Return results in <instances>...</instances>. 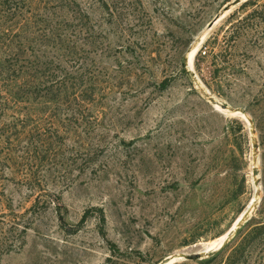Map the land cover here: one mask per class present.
Wrapping results in <instances>:
<instances>
[{"label": "rangeland", "instance_id": "374dc122", "mask_svg": "<svg viewBox=\"0 0 264 264\" xmlns=\"http://www.w3.org/2000/svg\"><path fill=\"white\" fill-rule=\"evenodd\" d=\"M230 1L0 5V264H203L264 217V20L208 28Z\"/></svg>", "mask_w": 264, "mask_h": 264}, {"label": "trees", "instance_id": "16d2710c", "mask_svg": "<svg viewBox=\"0 0 264 264\" xmlns=\"http://www.w3.org/2000/svg\"><path fill=\"white\" fill-rule=\"evenodd\" d=\"M0 5L3 8L5 7V9L13 10L14 13L18 9L17 0H0ZM239 8H253L251 12L244 16V19H249L251 16L258 15L261 16L259 17L260 22L264 20V3H260V0H247L243 2ZM236 13L237 10L232 12L229 16V28L237 26V23L240 22L238 18L234 19ZM183 72L187 73L185 68ZM171 84V79L163 80L160 84V88L162 90L166 89L170 87ZM35 207L36 204L32 206L33 209ZM85 217L86 215L83 219ZM22 230H25V228ZM260 245H264V217L258 219L253 216L236 230L235 236L232 240L224 244L218 251L213 252L211 256L205 258L202 262L203 264L211 262H215L214 264H250V260L253 258L254 254H256V249ZM227 251H229V253L223 258V255Z\"/></svg>", "mask_w": 264, "mask_h": 264}, {"label": "water", "instance_id": "95a60500", "mask_svg": "<svg viewBox=\"0 0 264 264\" xmlns=\"http://www.w3.org/2000/svg\"><path fill=\"white\" fill-rule=\"evenodd\" d=\"M245 1H247V0H231L229 3H227L224 7H223V9L221 10V12L219 13V14H217L216 16H215V18L208 24V28H212L218 21H220L222 18H224L226 15H227V13H229L232 9H233V7H236L237 5H239V4H242L243 2H245ZM186 63H187V58H186ZM216 101V104H220V106L223 108V109H226V108H229V110H231V111H233L234 109L233 108H231V107H229V106H227V105H225V104H223L222 102H220V101H217V100H215ZM236 110V109H235ZM254 145V147L256 146V143H254L253 144ZM255 172H256V170H255ZM245 219V218H244ZM243 219V220H244ZM243 220H241V218H239L238 220H237V223H239V224H237L238 226L235 228V230L234 231H236L238 228H239V226H240V223H242V221ZM233 230L232 229H230V233L232 232ZM233 231V232H234ZM229 238V237H228ZM228 238H226L225 240H223V242L221 243V245H220V248L221 247H223V245L225 244V242H226V240L228 239ZM206 256V254H203L202 252H199V251H194V252H189V253H180V254H176V255H172V256H170L169 257V262H168V264H172V263H174V262H176V261H178V260H182V259H192V260H197V259H202V258H204Z\"/></svg>", "mask_w": 264, "mask_h": 264}, {"label": "bare ground", "instance_id": "6f19581e", "mask_svg": "<svg viewBox=\"0 0 264 264\" xmlns=\"http://www.w3.org/2000/svg\"><path fill=\"white\" fill-rule=\"evenodd\" d=\"M193 52L194 51H192V53H191V55H193ZM189 64H190V61H189V57L187 56V67H188V69H189ZM193 67H194V63H193ZM202 92L207 96V97H213L212 95H211V93L208 91H206V89L205 90H203L202 89ZM220 107V108H222L221 106H220V104H216V107ZM223 109V108H222ZM226 110H229V108H226ZM231 111V110H230ZM231 112H243V111H241V110H238V109H234L233 111H231ZM250 123H251V121H250ZM255 143V141L253 142V144ZM254 162H255V167L254 168H256V166H257V164H258V161H256V157H254ZM258 167V166H257ZM256 170V169H255ZM255 170L253 171L254 172V178H253V186H254V190H255V192H256V195L257 196H259V191H260V187H261V185H260V181H259V176H258V174L255 172ZM258 201V200H257ZM254 205V201L253 202H251V204L248 206V208H247V210L248 209H251L252 208V206ZM246 214H247V212H246V210L242 213V215H241V220H243L245 217H246ZM237 224H239V223H237V221H236V225L234 226V227H232L231 229L234 231L235 230V228L238 226ZM232 231V232H233ZM231 232V233H232ZM230 230H229V232H228V235H227V237L226 238H228L229 236H230ZM212 247V246H211ZM208 251V249L207 248H204V252H207ZM203 252V251H202ZM187 253H189V252H187Z\"/></svg>", "mask_w": 264, "mask_h": 264}, {"label": "built area", "instance_id": "2783aa9c", "mask_svg": "<svg viewBox=\"0 0 264 264\" xmlns=\"http://www.w3.org/2000/svg\"><path fill=\"white\" fill-rule=\"evenodd\" d=\"M204 53H205V51H204Z\"/></svg>", "mask_w": 264, "mask_h": 264}]
</instances>
